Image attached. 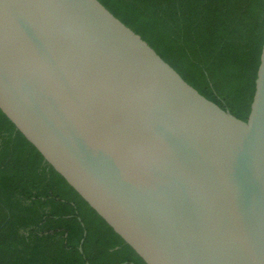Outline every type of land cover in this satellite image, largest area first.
<instances>
[{"label": "water", "instance_id": "obj_1", "mask_svg": "<svg viewBox=\"0 0 264 264\" xmlns=\"http://www.w3.org/2000/svg\"><path fill=\"white\" fill-rule=\"evenodd\" d=\"M0 108L147 264H264V41L243 120L100 0H0Z\"/></svg>", "mask_w": 264, "mask_h": 264}, {"label": "trees", "instance_id": "obj_2", "mask_svg": "<svg viewBox=\"0 0 264 264\" xmlns=\"http://www.w3.org/2000/svg\"><path fill=\"white\" fill-rule=\"evenodd\" d=\"M201 94L247 120L264 0H100ZM147 264L0 108V264Z\"/></svg>", "mask_w": 264, "mask_h": 264}]
</instances>
